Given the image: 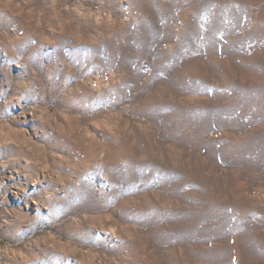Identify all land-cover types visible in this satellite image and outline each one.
I'll return each mask as SVG.
<instances>
[{
    "label": "rangeland",
    "instance_id": "374dc122",
    "mask_svg": "<svg viewBox=\"0 0 264 264\" xmlns=\"http://www.w3.org/2000/svg\"><path fill=\"white\" fill-rule=\"evenodd\" d=\"M0 264H264V0H0Z\"/></svg>",
    "mask_w": 264,
    "mask_h": 264
}]
</instances>
